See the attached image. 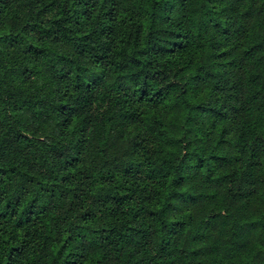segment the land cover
<instances>
[{
  "label": "trees",
  "instance_id": "trees-1",
  "mask_svg": "<svg viewBox=\"0 0 264 264\" xmlns=\"http://www.w3.org/2000/svg\"><path fill=\"white\" fill-rule=\"evenodd\" d=\"M0 264H264V0H0Z\"/></svg>",
  "mask_w": 264,
  "mask_h": 264
}]
</instances>
